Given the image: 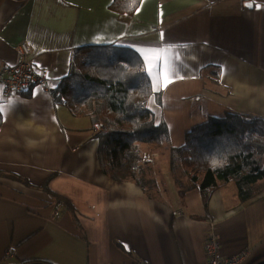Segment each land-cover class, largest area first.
<instances>
[{
    "label": "crops",
    "instance_id": "crops-1",
    "mask_svg": "<svg viewBox=\"0 0 264 264\" xmlns=\"http://www.w3.org/2000/svg\"><path fill=\"white\" fill-rule=\"evenodd\" d=\"M111 2L0 0V69L15 64L22 42L57 82L76 49L130 48L143 61L147 107L166 124L169 147L207 116L264 117V0H141L131 16L111 11ZM149 50L167 52L170 82L146 66ZM0 109V264H205L214 226L220 257H264V191L240 203L231 182L219 183L205 211L177 162L178 195L164 148L153 152L166 168L150 174L163 194L149 196L100 171L89 117L55 105L50 92L32 87L6 98L0 90Z\"/></svg>",
    "mask_w": 264,
    "mask_h": 264
},
{
    "label": "trees",
    "instance_id": "trees-1",
    "mask_svg": "<svg viewBox=\"0 0 264 264\" xmlns=\"http://www.w3.org/2000/svg\"><path fill=\"white\" fill-rule=\"evenodd\" d=\"M140 1L112 0L109 9L131 16ZM50 94L55 105L66 107L72 115L88 116L92 127L102 124L94 132L97 159L100 171L115 182L131 180L151 196L148 191L155 181L142 151L165 148L178 195L182 197L185 190L175 173L177 162L198 188L205 211L219 183L231 182L240 203L264 191V117L207 116L184 134L181 146L169 147L166 124L154 121L147 107L152 89L143 61L130 48L90 45L76 49L67 76ZM42 187L47 190L46 184Z\"/></svg>",
    "mask_w": 264,
    "mask_h": 264
},
{
    "label": "built area",
    "instance_id": "built-area-1",
    "mask_svg": "<svg viewBox=\"0 0 264 264\" xmlns=\"http://www.w3.org/2000/svg\"><path fill=\"white\" fill-rule=\"evenodd\" d=\"M31 56V46L27 42H22L18 46L15 64L0 69V90L4 97L10 98L32 87H39L44 92H52L58 87L59 82L51 79L46 69L35 66ZM101 126V123L97 124L95 131L100 130ZM146 157L150 167L155 169L160 166V157L157 152L148 153ZM203 250L205 264H240L246 256V252L242 251L233 256L220 257L221 245L215 226L205 234Z\"/></svg>",
    "mask_w": 264,
    "mask_h": 264
},
{
    "label": "snow or ice",
    "instance_id": "snow-or-ice-1",
    "mask_svg": "<svg viewBox=\"0 0 264 264\" xmlns=\"http://www.w3.org/2000/svg\"><path fill=\"white\" fill-rule=\"evenodd\" d=\"M251 6V5H250ZM146 66L152 68L156 66L158 77L170 82L174 73L173 62L169 60L166 51L149 50L145 53ZM2 111V109H0Z\"/></svg>",
    "mask_w": 264,
    "mask_h": 264
},
{
    "label": "rangeland",
    "instance_id": "rangeland-1",
    "mask_svg": "<svg viewBox=\"0 0 264 264\" xmlns=\"http://www.w3.org/2000/svg\"><path fill=\"white\" fill-rule=\"evenodd\" d=\"M147 151L145 150H143L142 151V156L143 157H145V159H148L146 156H147V154L148 153H146ZM150 161V160H149ZM166 167H164V166H162L161 168L160 167H158V168H156L155 170L157 171V172H162V170L163 169H165ZM151 169L153 170L154 168H152L151 167ZM172 175V174H171ZM172 179H173V177H171ZM173 182H174V180H173ZM162 184L161 183H159L158 185H154V186H152V188H149V194L151 195V196H153V197H160V196H162V194H163V185L161 186Z\"/></svg>",
    "mask_w": 264,
    "mask_h": 264
},
{
    "label": "water",
    "instance_id": "water-1",
    "mask_svg": "<svg viewBox=\"0 0 264 264\" xmlns=\"http://www.w3.org/2000/svg\"><path fill=\"white\" fill-rule=\"evenodd\" d=\"M30 264H43V263H30ZM256 264H264V260L263 261H259Z\"/></svg>",
    "mask_w": 264,
    "mask_h": 264
}]
</instances>
